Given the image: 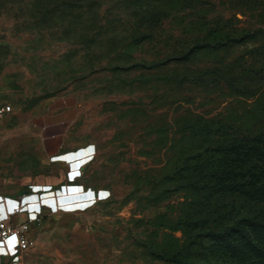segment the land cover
Masks as SVG:
<instances>
[{"label":"rangeland","instance_id":"1","mask_svg":"<svg viewBox=\"0 0 264 264\" xmlns=\"http://www.w3.org/2000/svg\"><path fill=\"white\" fill-rule=\"evenodd\" d=\"M148 2L0 0V105L11 108L0 121V190L78 196L29 224L25 264H171L153 253L183 250L184 221L196 223L191 193L172 176L195 146L186 124L224 118L243 129L254 109L230 88L246 81L250 47L178 55L217 23L263 30L264 0H163L151 27L138 22ZM80 149V160L53 159Z\"/></svg>","mask_w":264,"mask_h":264},{"label":"trees","instance_id":"2","mask_svg":"<svg viewBox=\"0 0 264 264\" xmlns=\"http://www.w3.org/2000/svg\"><path fill=\"white\" fill-rule=\"evenodd\" d=\"M161 2L145 4L140 25L161 22L149 13ZM203 32L178 55L179 60L250 47L242 69L246 81L230 88L255 99V106L243 129L224 118H201L186 124L185 133L195 146L184 150L185 157L172 176L183 179L184 188L191 193L197 206L196 223L194 218L184 221L188 241L183 250L153 254L171 264H264V72L257 67V74L253 72L255 65L264 67V29L225 31L217 23Z\"/></svg>","mask_w":264,"mask_h":264},{"label":"crops","instance_id":"3","mask_svg":"<svg viewBox=\"0 0 264 264\" xmlns=\"http://www.w3.org/2000/svg\"><path fill=\"white\" fill-rule=\"evenodd\" d=\"M81 152H83L82 149L74 153L56 156L53 159H56L54 160L56 162L67 163L68 161L63 160V158L69 155H76V159L80 160L82 158L80 156ZM72 178H78V175H69V173H67V179ZM51 189L52 187L47 185L33 186L31 188V191L15 192V196H13V194L11 193L0 190V220L7 221L9 223L28 222L29 224H33L35 223L33 222L34 219H38V217H40L44 211L55 208L59 209L58 206H65V208L68 207L70 210V208L72 209L75 206L73 203H76L75 200L78 199V196L69 193L64 187L60 192H57L61 194L59 198L62 203L59 205H55V203L52 202V199H57V193L52 192ZM16 208L19 209V212L15 214L12 213V211ZM20 218H22L24 221H19ZM15 249V240H10L5 244L0 245V255L3 257V260L7 261V259L10 257L11 253L15 251ZM24 255L25 254L22 255L20 264H25Z\"/></svg>","mask_w":264,"mask_h":264},{"label":"built area","instance_id":"4","mask_svg":"<svg viewBox=\"0 0 264 264\" xmlns=\"http://www.w3.org/2000/svg\"><path fill=\"white\" fill-rule=\"evenodd\" d=\"M11 113V108L8 105H0V121L3 120ZM19 209L16 208L12 213H18ZM38 221L37 218L33 222ZM29 230V223L23 222L12 224L4 220H0V245L7 243L10 240L16 241V249L11 253V260L15 259L12 264H18L17 261L21 260L22 255L29 252L35 247L32 239L28 238L27 233ZM0 264H4L3 257L0 255Z\"/></svg>","mask_w":264,"mask_h":264}]
</instances>
